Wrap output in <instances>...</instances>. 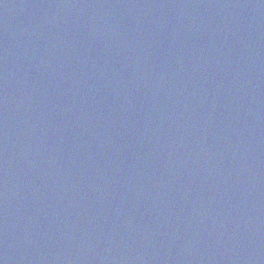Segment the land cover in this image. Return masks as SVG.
I'll list each match as a JSON object with an SVG mask.
<instances>
[{"label":"water","instance_id":"95a60500","mask_svg":"<svg viewBox=\"0 0 264 264\" xmlns=\"http://www.w3.org/2000/svg\"><path fill=\"white\" fill-rule=\"evenodd\" d=\"M0 264H264V0H0Z\"/></svg>","mask_w":264,"mask_h":264}]
</instances>
